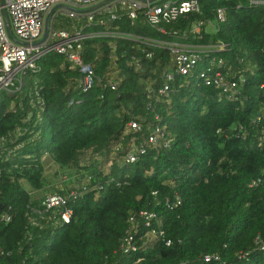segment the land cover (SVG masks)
<instances>
[{
  "label": "trees",
  "instance_id": "1",
  "mask_svg": "<svg viewBox=\"0 0 264 264\" xmlns=\"http://www.w3.org/2000/svg\"><path fill=\"white\" fill-rule=\"evenodd\" d=\"M200 7L201 16L165 26L178 37L151 28L142 15L134 25L126 15L105 26L61 24L72 31L74 23L90 36L83 59L95 72L93 88L83 92L79 71L51 52L16 95L0 93V264H264V148L257 146L262 127L252 123L264 113V7L248 0H200ZM218 9L226 20L210 33ZM200 21V32H193ZM144 41L225 44L203 56L222 59L223 74L243 78L241 94L228 100L203 83L199 69L179 75L167 48ZM113 64L116 90L107 79ZM169 73V93L159 96ZM131 119L140 132L127 133ZM155 126L170 147H149L126 163L131 141L142 142ZM45 155L88 174L86 191L69 204V223L44 213L45 195L34 199L25 186L45 190ZM176 195L182 205L171 211L166 200ZM140 211L155 212L166 237L149 243L141 230L143 248L125 256L118 250L128 218Z\"/></svg>",
  "mask_w": 264,
  "mask_h": 264
},
{
  "label": "built area",
  "instance_id": "2",
  "mask_svg": "<svg viewBox=\"0 0 264 264\" xmlns=\"http://www.w3.org/2000/svg\"><path fill=\"white\" fill-rule=\"evenodd\" d=\"M105 1L107 0H0V93L6 92L9 96L16 95L25 86L28 74L36 71L37 62L51 52L63 55L69 61L71 69L79 71L81 74L79 87L83 92H88L93 88L96 80L95 72L92 66L85 63L83 59V42L90 36L79 30L74 23L73 32H69L65 28L56 29L55 22L58 13L65 14L72 22L86 20L88 24L95 22L101 26H105L110 21L118 20L121 15H126L131 24L134 25L142 15L145 23L151 28L165 36L177 37L180 36L177 31H169L165 26L171 25L188 15H202L200 0H173L162 3L152 0H112L105 6L90 11L91 8ZM248 1L251 7H264V0ZM60 5L70 9L55 11L50 20L47 38L41 43L45 34L46 18L53 8ZM5 16L9 21L10 31L7 30ZM225 20V10L218 9L215 13L214 22H209V24L216 30ZM203 24L202 21L194 24L192 31L199 33ZM120 36L137 40L128 35ZM144 43L167 48L179 75L191 76L199 69L198 76L203 83L207 86H213L228 100H235L241 94L244 79L234 80L229 74H223L219 69L224 65L222 59L216 57L206 59L203 56L226 50L225 44L209 45L200 52L185 49L179 42L144 41ZM148 57L151 55L148 54ZM202 64H206L207 67L200 70ZM166 79L163 87L157 92L159 96H166L169 93V82L173 80V75L171 73L166 74ZM110 86L112 90L118 88L117 83H110ZM261 87L264 89V84ZM263 121L264 113L255 117L252 122L254 125L262 127L257 141L259 148H264ZM141 129V125L135 119H131L127 125V133L140 132ZM237 131L244 134V126L239 125ZM165 136L163 130L155 126L142 142H138L136 138L133 139L125 155V162H137L149 147L168 149L171 139H167ZM84 191H86V187L69 192L67 195L47 194L42 201L44 213L53 212L60 216L64 223H69L72 216L69 204L81 197ZM153 195L156 196V193ZM181 205L182 200L178 195L173 201L166 200V206L171 211ZM5 220L9 221V218L7 217ZM127 224L118 250L125 256L136 254L143 248L139 245L141 230L145 231L143 238L147 239L149 243L164 240L166 237L163 221L155 212L140 211L131 214ZM166 245L170 246L171 241H167ZM212 259L219 260L218 257H206L205 260L209 262ZM138 263L136 262V264Z\"/></svg>",
  "mask_w": 264,
  "mask_h": 264
},
{
  "label": "rangeland",
  "instance_id": "3",
  "mask_svg": "<svg viewBox=\"0 0 264 264\" xmlns=\"http://www.w3.org/2000/svg\"><path fill=\"white\" fill-rule=\"evenodd\" d=\"M71 21L68 19V17L61 13H58V18L56 19L55 22V27L56 29H60L61 24H66L67 22ZM77 22V21H76ZM75 22V23H76ZM78 23V22H77ZM208 24L207 28L210 31H213L214 28ZM69 32H73L69 31ZM110 36V35H108ZM118 76V71H117V66L113 64V66L110 69V72L107 74V79L109 82H115L117 80ZM114 154L112 155V157ZM98 157H96L97 159ZM89 162V159H88ZM43 163L45 167V175L47 177V185L45 190L36 192L34 191L30 186L25 185L26 188L31 191L32 196L34 199L42 198L44 195L46 196L47 194H51L52 192H62L63 194L66 195V192H72V191H78L80 190L85 184L86 178L84 176H87V172H83L84 174L81 175L79 173H76L74 170H67L65 168L60 167L59 165L55 164L48 155H45L43 157ZM123 163V162H121ZM120 163V164H121ZM87 165V161L84 163ZM106 165L103 166V169L106 173H109L111 171V163H105Z\"/></svg>",
  "mask_w": 264,
  "mask_h": 264
},
{
  "label": "water",
  "instance_id": "4",
  "mask_svg": "<svg viewBox=\"0 0 264 264\" xmlns=\"http://www.w3.org/2000/svg\"><path fill=\"white\" fill-rule=\"evenodd\" d=\"M111 1H112V0H107V1H105V2H102L101 4H99V5H97V6L93 7V8H91L90 11H95V10H97V9H99V8H101V7H103V6H105L106 4L110 3ZM152 1H153V2H158V1H160V0H152ZM59 9H70V8H68V7H66V6H63V5H60V6H56L55 8H53V9L50 11V13L48 14V16H47V18H46L45 34H44V38H43V40L41 41V43H42L43 41H45V39L47 38L48 31H49V28H50V20H51L53 14L55 13V11H57V10H59ZM5 22H6L7 30L10 31V25H9V21H8V19H7V16H5ZM1 207H2V206L0 205V209H1Z\"/></svg>",
  "mask_w": 264,
  "mask_h": 264
},
{
  "label": "crops",
  "instance_id": "5",
  "mask_svg": "<svg viewBox=\"0 0 264 264\" xmlns=\"http://www.w3.org/2000/svg\"><path fill=\"white\" fill-rule=\"evenodd\" d=\"M171 1H173V0H171ZM206 29L210 33H212L214 31V30L213 31H210L208 28H206ZM179 43L183 45V48L188 49V50H193V51H200L201 52V51H204L205 48L207 47V46H197V45H192V44H186V43H181V42H179Z\"/></svg>",
  "mask_w": 264,
  "mask_h": 264
}]
</instances>
